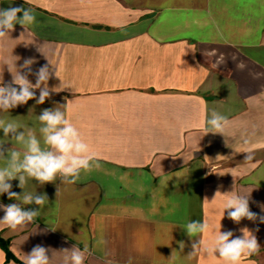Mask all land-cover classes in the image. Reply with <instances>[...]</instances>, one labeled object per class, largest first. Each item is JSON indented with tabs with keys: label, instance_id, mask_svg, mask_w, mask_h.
<instances>
[{
	"label": "crops",
	"instance_id": "1",
	"mask_svg": "<svg viewBox=\"0 0 264 264\" xmlns=\"http://www.w3.org/2000/svg\"><path fill=\"white\" fill-rule=\"evenodd\" d=\"M10 7L31 8L36 23L0 40L3 82L27 72L28 58L33 73L53 70L50 97L10 116L38 130L42 110L61 107L95 158L74 183L10 181L48 202L26 226L0 224L13 256L0 245V264H23L38 244L50 264L74 248L84 264H223L203 245L243 228L261 247L241 264H264V223L237 224L223 209L227 195L250 193V210L264 215V0H0ZM213 111L228 119L224 135L206 133ZM194 220L208 223L203 236L187 235Z\"/></svg>",
	"mask_w": 264,
	"mask_h": 264
},
{
	"label": "clouds",
	"instance_id": "2",
	"mask_svg": "<svg viewBox=\"0 0 264 264\" xmlns=\"http://www.w3.org/2000/svg\"><path fill=\"white\" fill-rule=\"evenodd\" d=\"M22 13V17L18 14ZM36 23V16L31 8L10 7L0 9V40L9 37L16 24L22 27ZM35 61L31 58L25 59L22 66L27 72L21 73L17 70L12 73L11 83L5 84L0 75V130L4 133V139L0 140V195L7 194L10 200L20 201V203L2 204L0 210L5 214L0 219V224H4L12 230L26 226L40 215L41 209L48 202L47 195H35L31 192L19 194L12 191V180H19L18 187L25 189L29 180H35L39 185L54 183L58 178L64 183H74L81 171H90L93 167L94 155L91 153L89 144L86 143L81 133L73 123L67 118L66 111L61 107L54 109H43L42 113L36 117L39 128L20 131L23 127L13 119L9 110L17 106L25 105L29 100H36L37 104H43L50 97L48 80L52 71L47 65L40 67L33 73L31 65ZM36 76V83L32 84L28 76ZM56 74V73H55ZM39 89V97L36 98L35 90ZM32 111L31 109L29 110ZM7 114V115H5ZM228 124L226 116L213 111L211 118L205 121L206 133L223 134ZM38 132V134H37ZM18 145L21 150L15 147L5 148L6 143ZM245 144L248 141L244 142ZM245 161H252L254 154L252 148H246ZM99 167L97 163L95 165ZM220 194L216 192V196ZM214 198V199H215ZM207 200V198H205ZM250 193L247 195L232 194L224 199L223 209L228 210L227 217L235 223L242 219L264 223V215H259L250 210ZM23 205L35 204L38 209H27ZM264 212V206L261 207ZM224 212V211H223ZM189 237L205 234L209 230L207 222L191 221L183 226ZM257 231L259 229H256ZM243 235L234 237V233L220 231L215 235L210 245H203V251L209 255L218 256L223 264H241L243 257H250L258 254L260 244L253 233L243 228L240 230ZM181 248L184 247L181 242ZM193 248L202 246V241L194 243ZM67 252L68 250H63ZM49 249L42 245H36L32 251L25 255L23 264H50ZM84 252L79 249H72L69 256L64 257V264H84Z\"/></svg>",
	"mask_w": 264,
	"mask_h": 264
},
{
	"label": "trees",
	"instance_id": "3",
	"mask_svg": "<svg viewBox=\"0 0 264 264\" xmlns=\"http://www.w3.org/2000/svg\"><path fill=\"white\" fill-rule=\"evenodd\" d=\"M0 245L1 247L3 248V250L5 251V255H6V260L10 259L12 256V253L10 252L9 248H8V245H7V242L2 240L0 238Z\"/></svg>",
	"mask_w": 264,
	"mask_h": 264
}]
</instances>
